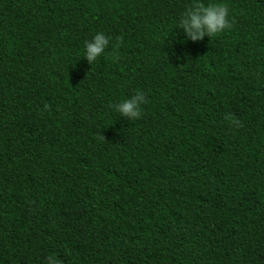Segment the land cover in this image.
Segmentation results:
<instances>
[{
  "label": "trees",
  "instance_id": "16d2710c",
  "mask_svg": "<svg viewBox=\"0 0 264 264\" xmlns=\"http://www.w3.org/2000/svg\"><path fill=\"white\" fill-rule=\"evenodd\" d=\"M202 2L0 0V264H264V0Z\"/></svg>",
  "mask_w": 264,
  "mask_h": 264
},
{
  "label": "clouds",
  "instance_id": "9594fccd",
  "mask_svg": "<svg viewBox=\"0 0 264 264\" xmlns=\"http://www.w3.org/2000/svg\"><path fill=\"white\" fill-rule=\"evenodd\" d=\"M231 28L229 8L225 3H203L202 0H191V4L181 12L176 21V29L182 30L180 42L203 41L207 36L210 39L219 36ZM110 45V38L103 32H97L83 46V58L92 66L104 55ZM186 57V53L183 54ZM177 55V59H181ZM146 103L145 95L137 90L134 94L111 104L110 107L120 117L128 121H136L142 115L141 106ZM47 107V106H45ZM238 123V122H237ZM46 264H60L56 256H47Z\"/></svg>",
  "mask_w": 264,
  "mask_h": 264
}]
</instances>
